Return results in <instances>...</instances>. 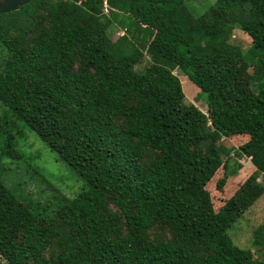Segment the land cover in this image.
Masks as SVG:
<instances>
[{"label":"trees","instance_id":"trees-1","mask_svg":"<svg viewBox=\"0 0 264 264\" xmlns=\"http://www.w3.org/2000/svg\"><path fill=\"white\" fill-rule=\"evenodd\" d=\"M207 8L33 0L0 15V177L4 162H22L42 185L34 200L0 180L1 264H264V221L250 248L230 236L264 195V0ZM113 24L124 32L115 41ZM235 28L248 51L230 43ZM29 133L69 171L32 163L19 150ZM212 133L249 140L237 152ZM242 154L262 165L215 212L206 188L223 168L221 190Z\"/></svg>","mask_w":264,"mask_h":264},{"label":"rangeland","instance_id":"rangeland-1","mask_svg":"<svg viewBox=\"0 0 264 264\" xmlns=\"http://www.w3.org/2000/svg\"><path fill=\"white\" fill-rule=\"evenodd\" d=\"M215 0H185L186 7L190 11L193 17H199L208 11L207 6L213 4ZM109 31V37L112 41H115L118 37L124 34L122 28L116 27L113 24ZM230 43L239 46L243 52L249 50L252 45L251 39L243 33L239 28H235L231 33ZM147 61V57L142 59L140 68L144 66V62ZM254 68L250 66L248 69L249 73L254 72ZM177 75L178 79L181 82L182 89L185 95V100L187 103L195 105L203 113H206L205 105L200 97L199 90L187 79L186 77L181 76L177 71L174 72ZM212 141L223 145H230L235 148L236 151L240 150L241 146L245 144L249 137L245 135L230 136L225 138H219L216 133L210 134ZM22 144V145H21ZM19 150H23L24 153L29 152L31 156L36 158L35 161H31L38 167H45L49 175L51 176L54 169H69L62 163L56 164V155L54 152L50 151L49 148L44 144L34 133H29L26 138L21 141ZM26 155V154H25ZM234 156L232 159L226 163L228 178L222 186L221 190H218L216 184L224 176V169L220 168L217 173L214 175L213 180H211L207 186V191L211 196V201L215 212H217L224 203L237 191L245 179L251 175L254 171L258 170L262 165V161H253L250 156L242 154L241 157ZM62 165V166H61ZM26 165L22 162H17V164H12L9 162H4L3 164V174L0 177L1 182L11 190H21L22 194L31 196L34 200L38 199L39 190L42 189V185L37 184V179L34 176V171L32 168L28 167L26 170ZM16 169V172H13ZM51 171V172H50ZM49 176V177H50ZM60 176L61 181L63 180H73V186L70 188L71 193H76L77 191V178L75 179L68 175L67 172L57 174ZM65 183L67 181H64ZM58 184V183H56ZM79 187L80 184L78 183ZM16 188V189H15ZM37 189V190H36ZM10 190V189H9ZM17 191V192H19ZM12 192V191H11ZM21 192V191H20ZM67 192V191H65ZM264 221V195L261 196L254 205L246 210L238 222L235 223L234 228L231 230L230 236L233 243L240 248H250L251 242L253 239L254 230ZM264 256V250L262 254L258 253L255 255V258L260 259ZM1 262V261H0ZM1 264V263H0Z\"/></svg>","mask_w":264,"mask_h":264},{"label":"water","instance_id":"water-1","mask_svg":"<svg viewBox=\"0 0 264 264\" xmlns=\"http://www.w3.org/2000/svg\"><path fill=\"white\" fill-rule=\"evenodd\" d=\"M32 1L33 0H0V15L18 11Z\"/></svg>","mask_w":264,"mask_h":264}]
</instances>
